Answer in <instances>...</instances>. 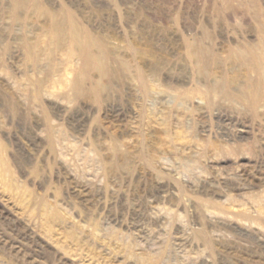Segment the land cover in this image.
Wrapping results in <instances>:
<instances>
[{"label":"rangeland","instance_id":"1","mask_svg":"<svg viewBox=\"0 0 264 264\" xmlns=\"http://www.w3.org/2000/svg\"><path fill=\"white\" fill-rule=\"evenodd\" d=\"M225 1L0 0V264H264V60L230 54L264 0Z\"/></svg>","mask_w":264,"mask_h":264},{"label":"bare ground","instance_id":"2","mask_svg":"<svg viewBox=\"0 0 264 264\" xmlns=\"http://www.w3.org/2000/svg\"><path fill=\"white\" fill-rule=\"evenodd\" d=\"M225 4H226L227 11L233 12L235 14L232 1L226 0ZM193 36H194V41L193 42L191 41L192 43L191 42L188 43V47H191L193 49L191 58H193L194 62L199 63L202 61L203 56H205L203 38L206 37V34H203L201 36H195V35ZM242 38L243 39L241 41L236 42L230 54L234 58L239 57L240 59L244 61H246L247 58H250L253 61V66L256 68L254 71L257 70L259 75H261L262 74L261 68H262V63L264 60V29H261L255 33H251V32L247 34L245 33L244 36H242ZM82 53H83L85 60H87L88 62L93 61V59L90 57L88 53V49L86 48V46L83 48ZM142 80L144 81V78H142Z\"/></svg>","mask_w":264,"mask_h":264}]
</instances>
